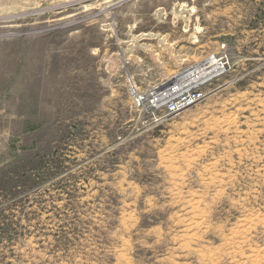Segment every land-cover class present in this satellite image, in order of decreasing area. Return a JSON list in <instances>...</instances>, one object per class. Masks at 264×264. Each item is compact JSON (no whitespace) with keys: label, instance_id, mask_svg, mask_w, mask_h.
<instances>
[{"label":"rangeland","instance_id":"1","mask_svg":"<svg viewBox=\"0 0 264 264\" xmlns=\"http://www.w3.org/2000/svg\"><path fill=\"white\" fill-rule=\"evenodd\" d=\"M263 260L264 0H0V264Z\"/></svg>","mask_w":264,"mask_h":264},{"label":"bare ground","instance_id":"2","mask_svg":"<svg viewBox=\"0 0 264 264\" xmlns=\"http://www.w3.org/2000/svg\"><path fill=\"white\" fill-rule=\"evenodd\" d=\"M214 59L212 61L208 60L207 62H205L204 65L202 64L203 66H201V67L197 66L198 68H196L195 66H193L192 68H190L191 70L187 74L180 76V77H176L175 80L173 79L174 83H172L173 85H171V86L169 85L170 88L171 87L173 88L176 85H179V86L176 89H174L170 94L164 93L162 96H159L158 98H156L155 99L156 104H162L164 101L170 100V97L180 94L181 92H179V91H181V89L185 88L186 84H188V83H195V84L201 83L202 81H205V80L213 77L214 75H216L219 71L222 70L223 67L220 66V64H221L219 62L220 59L219 60H214ZM184 76H186V77H184ZM154 93H156V92L154 91ZM255 259H257V258H255Z\"/></svg>","mask_w":264,"mask_h":264},{"label":"built area","instance_id":"3","mask_svg":"<svg viewBox=\"0 0 264 264\" xmlns=\"http://www.w3.org/2000/svg\"><path fill=\"white\" fill-rule=\"evenodd\" d=\"M193 88L195 87L191 86L190 88H187V90H185L184 92L175 95V97L170 100L164 101L162 104H156V98L153 97L150 104L152 108H162V110L168 115L180 112L186 108L194 106L206 97V94L202 89Z\"/></svg>","mask_w":264,"mask_h":264}]
</instances>
